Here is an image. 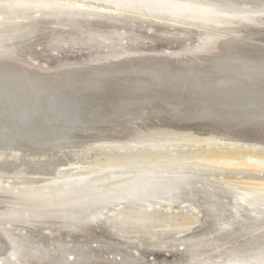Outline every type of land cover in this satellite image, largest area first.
<instances>
[{
	"label": "bare ground",
	"instance_id": "6f19581e",
	"mask_svg": "<svg viewBox=\"0 0 264 264\" xmlns=\"http://www.w3.org/2000/svg\"><path fill=\"white\" fill-rule=\"evenodd\" d=\"M235 1L0 0V204L13 194L25 208L24 213L1 217L32 226L51 219L66 231L102 219L119 237L150 236L152 248L164 252L178 246L190 264H264V244L259 241L210 256L194 250L205 233L185 235L204 219L223 235L264 229V178H212L217 182L212 184L205 178L209 174L175 167L179 161L172 156L178 143L194 139L227 143L235 154L216 155V163L264 175V155L253 154L264 153V8ZM40 21L67 29L70 37L79 33L89 40L112 41L120 38L118 31L106 32L104 38L92 24L178 25L205 31L204 44L190 52L108 55L54 70L12 59V42L29 38ZM159 118L167 124L178 119L203 132L156 125ZM144 119L150 122L146 130L133 127L134 121ZM78 139H99L80 152H93L94 164L70 169L58 164L54 156H63V149ZM12 144L16 148H8ZM17 147L38 154L22 155ZM7 150L10 155L5 157ZM7 175L17 183L3 182ZM193 184L199 187L201 202L191 194ZM16 262L10 258L4 264ZM59 262L89 264L80 257ZM119 264L133 262L123 259Z\"/></svg>",
	"mask_w": 264,
	"mask_h": 264
},
{
	"label": "rangeland",
	"instance_id": "374dc122",
	"mask_svg": "<svg viewBox=\"0 0 264 264\" xmlns=\"http://www.w3.org/2000/svg\"><path fill=\"white\" fill-rule=\"evenodd\" d=\"M235 2H237L238 4L244 3L246 7L252 6L253 8H256V4H259L257 8H262V7L264 8V1L262 2L255 0H237ZM92 25H93L92 28L95 31V33H101V35H103L104 38L105 36L108 37L107 33L111 30L118 31L121 36L115 41L103 40L100 38L89 40V39H85L84 36H80L79 33L78 34L76 33L74 37H70L68 34H66L69 32L67 29L61 30L57 27L55 29L54 26H50L49 24H47L46 21L43 22L40 21L38 25L39 26L38 30L35 31L32 35H30L31 37L33 36L32 38L29 36V38L25 37L23 39L14 40L12 42L11 46L14 47H12L13 49L10 56L12 59L24 61L26 63H31L32 65H34L36 62V65H34L35 67H37L38 65L44 69L54 70V69H61L64 67L67 68L73 67L77 65H87L91 61L98 60L108 55L115 54L116 56L121 53H135V52L151 53V52H161V51L190 52L200 49V47H202L204 44L202 39L205 34V31H201L196 28H187L178 25L152 24L147 22H139V23L137 22L134 25L128 27L127 26L123 27L122 25L117 26L112 24H109L110 26H108V23L105 22H97L96 24H92ZM115 26H117V28H115ZM162 119L164 118H161V120L160 118L159 120L157 119L154 120L155 124L156 125L163 124L165 126H170L175 129L190 128V127L182 126L185 123L179 121L178 119H177L178 121L176 120L177 122L176 121L174 123L168 122V124ZM137 121L138 123L134 121L133 127L135 126L138 129V131L139 130L141 131V129L146 130L150 123L145 119L137 120ZM188 125L190 126L191 124ZM193 129L194 128H192V130ZM194 132L196 131L194 130ZM196 133H200V132H196ZM81 140L82 139H78V141L76 140L77 143L79 144L75 142L68 148H64L66 150L63 149L62 152L64 158L61 155L62 153L54 156L55 158L59 157L58 159L60 160L58 164L63 163V166L67 169L73 168L75 164L76 165L78 164L82 167H87L89 165L94 164L95 162L94 159L97 157L93 156L94 155L93 152L86 153L83 156L82 154H80V152L82 151L83 147L87 145H92L93 144L92 142H94L95 139L92 140L83 139L82 140L83 143ZM88 140L90 143L87 142ZM97 140L99 139H96V141ZM199 141L201 140L194 139L187 143L177 144V146H179L180 148L176 146V148H174L173 150L174 151L177 150V151H175V154L172 155L173 159L176 160V162L179 161V163L178 162L176 163L179 164V166L177 165L175 167H180V168L182 167L183 171L185 170V172L192 174L199 173V175L201 176H204L205 174L207 175L209 174L212 177L209 176L205 178L207 179L209 178L208 180L211 183L213 181L215 182V180H212V178L216 179L217 181H220L221 179L224 180L227 179L226 181H231V182L237 181L239 179L240 181L241 180L247 181L249 177H252L253 180L256 182H261V180L264 178V175H260V174L257 175L254 173L248 174V172H243V171L241 172V170L239 171V169L237 168L235 169L227 165H222L221 164L222 162H219L220 164L216 163L215 157L217 156L230 158L232 154H235V149H233L234 147H231L227 143H224L221 146V144H214L210 142H208L207 144L205 142H199ZM75 144L77 145L75 146ZM191 145H192V149H190ZM215 145H217L218 147ZM196 146L200 148L198 149ZM205 147L210 148V150H206ZM181 148H183L184 151ZM203 152L206 154H204ZM220 152H222L223 154ZM218 153L220 155H218ZM259 153L255 152L253 154H256V156L258 157H262L264 155L262 151H259ZM73 154L74 155L76 154L77 156L76 155L74 156ZM241 154H243V152ZM8 155H10V151L7 150L4 156L6 157ZM178 155H180V157ZM72 157L73 160L71 161ZM79 157L81 159L80 160L81 162L79 161ZM47 158H50V155ZM99 159L100 161L98 162H101L102 164L103 157H100ZM201 161L204 162L202 163ZM187 162H189L188 163L189 165L187 164ZM209 162L211 163L209 164ZM195 164L197 165L199 164V165L196 166ZM201 164L202 166H200ZM194 165L196 166V168L198 167L199 169L197 168L196 170V168L193 167ZM213 166H215V168ZM187 167L189 169L191 167L193 171L191 169L188 170ZM201 167H204L203 170H201L202 169ZM219 167L222 170L226 169L225 170L226 172L231 171V173L228 174L226 172H222V171L220 172L221 169L218 170ZM212 169L213 170L215 169V171H213ZM216 169L218 172L216 171ZM231 169H234V171ZM212 171L216 173L214 174ZM213 174L215 177L213 176ZM222 175H226L227 178H225L226 176H222ZM8 177H9L8 175L4 176L2 181L8 183L10 181L11 184L17 183V180L15 181L9 180L7 179ZM211 183L210 186H214L212 185L213 183L212 184ZM240 187L241 186H239V189H242ZM2 193L3 190L2 191L0 190V196H4V193L3 194ZM191 194L194 195V198H196L197 201L201 202L200 199H202L203 197L202 194L199 192L198 185L193 184L191 189ZM219 195L221 196L220 198L223 197L221 194ZM6 198H7V202L0 204V218L2 219L0 220V247H1L0 264H4V262L8 261L10 258L16 259L17 264H61L59 262L60 260L62 261L64 259L69 261V259L71 260L72 258L75 257H80L86 260L89 264H119V262L123 259L125 260L128 259V261H132L133 264H190L188 260L189 255L186 252L179 249L178 246L174 247L175 249L171 248L169 252H164L157 248L156 249L152 248L150 236L124 233L122 234L123 237H119L118 235L115 234L114 230H111V228H109L104 223L102 219L94 221L90 224H86L85 227H82V229H78L76 231H66L60 229L59 226H57L56 223H54L55 221L51 219L47 220L44 224L42 223L35 226L27 225V224L23 225L14 222L9 223V221L5 217L2 218L1 216L7 214L8 212L24 213L25 208L22 206V204L19 203L20 198L17 197L16 195L11 194L8 195V197ZM180 201H182V199ZM180 201H178V203H180ZM174 207L178 208L180 207V205L176 204V206ZM245 226H249V225H245ZM197 227L198 228L194 229L190 233H186L185 235H191V234L200 235L201 233H205L206 236L202 239V243H200V245L195 247L194 250L197 252L208 251L210 256H213L219 252L224 253L231 248H237V249L243 248L247 244L254 241H259L262 244H264V229H260L256 231L248 230L249 232H240V233L236 231L233 236L229 234L223 235V234L215 233L214 232L215 228L213 226V223L206 219H204L202 224H200ZM210 231L212 232L211 234ZM167 236L170 235H165L163 236V238ZM200 236L202 237V235ZM163 238H161V240ZM161 240L159 239L157 241H161ZM223 243L225 244L223 245ZM216 246H219V249L215 250L216 252H211L210 250Z\"/></svg>",
	"mask_w": 264,
	"mask_h": 264
},
{
	"label": "water",
	"instance_id": "95a60500",
	"mask_svg": "<svg viewBox=\"0 0 264 264\" xmlns=\"http://www.w3.org/2000/svg\"><path fill=\"white\" fill-rule=\"evenodd\" d=\"M159 120V119H158ZM182 126H185V127H192V128H194V130L196 131V132H203L201 129H199V128H197V127H195L196 125H194V126H189V125H182ZM16 148V145H14V144H12V145H10L8 148ZM18 149H19V147H17ZM20 150V152L22 153V155H23V153H29V154H38V153H33L31 150H28V151H25V150H23V149H19ZM22 155H19V157H18V161H22L23 160V156ZM1 161V160H0ZM3 167H5V166H2V170H4V171H6V168H3Z\"/></svg>",
	"mask_w": 264,
	"mask_h": 264
}]
</instances>
